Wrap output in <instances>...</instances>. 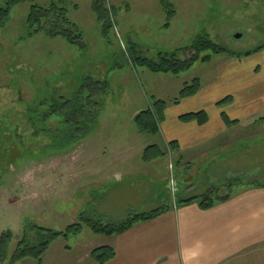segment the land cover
I'll list each match as a JSON object with an SVG mask.
<instances>
[{
    "label": "rangeland",
    "instance_id": "374dc122",
    "mask_svg": "<svg viewBox=\"0 0 264 264\" xmlns=\"http://www.w3.org/2000/svg\"><path fill=\"white\" fill-rule=\"evenodd\" d=\"M51 1L20 3L0 25V234L10 235L9 254L24 233L30 244L39 242L33 225L63 231L82 215L119 223L129 211L175 204L171 185L186 195L214 186L215 198L230 191L228 181L264 178V119H259L264 117V48H259L264 44V0H169L175 10L169 26L159 0H109L115 12L107 36L90 9L91 0H66L67 17L82 33V48L42 33L29 35L30 4ZM204 35L232 55L204 51L200 57L211 54L208 60L198 59L177 75L151 72L131 61L133 46L149 60L175 50L183 59ZM85 77L108 82L95 122L77 142L66 143L61 136L49 141L44 130L58 117L32 118L31 124L26 109L41 111L45 99L71 97ZM193 78L199 79L203 94L216 99L214 106H206L212 113L215 108L227 111L230 119L255 114L213 140L193 163L177 162L168 149L162 158L144 162L146 146H165L160 135L140 132L134 115L156 99L176 104L179 90ZM226 97L228 102L218 104ZM102 161L101 166L81 165ZM115 170L120 180L112 176ZM107 238L83 224L79 233L54 241L42 264H84L91 249L106 245ZM13 264L36 261L27 257Z\"/></svg>",
    "mask_w": 264,
    "mask_h": 264
},
{
    "label": "trees",
    "instance_id": "16d2710c",
    "mask_svg": "<svg viewBox=\"0 0 264 264\" xmlns=\"http://www.w3.org/2000/svg\"><path fill=\"white\" fill-rule=\"evenodd\" d=\"M32 0H0V25H3L10 14L12 7ZM162 9L167 14V22L165 26H169L170 20L175 14L169 0H159ZM66 0H53L46 6H41L35 3L30 4L29 12L26 17V23L29 28V35L42 33L46 37L54 39L61 38L66 43L76 45L80 48L84 46L82 41V33L75 24L70 22L67 17ZM90 9L94 14L96 20L101 25L102 34L107 36L109 30L113 26L114 7L109 4V0H91ZM259 48H264L262 44ZM130 57L133 64L147 68L151 72L179 74L181 71L188 69L194 61L200 59L202 61L208 60L211 54H206L200 57L204 51H209L213 54L219 52H226L232 55L224 47L211 41L206 35L198 38L194 44L186 49V56L183 59L177 57V51L171 53H158L155 60H149L140 56L136 48L131 47ZM189 53V54H188ZM83 83L78 91L71 97L59 95L58 98L50 100H43L45 107L38 111L37 107L30 106L26 109L28 115L27 121L32 122V118L40 121H46L51 115H56L58 120L55 124H47L49 127L44 130L49 141H57L61 136V141L66 143L79 141L88 132L89 127L95 122V114L97 113L98 105L101 102L100 95L104 94L108 89V82L106 79L85 77ZM201 87L198 78H193L190 82L183 84L177 97L173 103H178L180 99L194 95ZM230 97L224 98L218 104L228 102ZM167 103L163 100H154L146 109L139 111L134 115L133 121L140 132L149 134H157L159 131L158 123L163 118V111ZM40 106V103H39ZM222 119L226 124L237 123L236 120H230L224 112L221 113ZM183 121L195 120L198 124H203L207 121V115L203 110L197 112H190L180 116ZM264 119V117L259 118ZM44 121V122H45ZM30 123V122H29ZM34 126V125H33ZM171 154L178 150V144L175 141L169 142L167 146ZM166 155L165 150H162L157 144L146 146L141 152V159L144 162H152L162 158ZM220 177V176H219ZM222 179V177H221ZM227 181V180H226ZM239 183H247L254 186H264L263 179H254L248 182L240 180L228 181L227 189ZM216 187H209L200 194L186 196L176 192L175 204H184L192 201H197L201 209H209L213 206L216 199L224 201L228 198V192H223L216 195L214 198ZM172 207L171 203H163L157 208L146 212L129 211L126 218L119 223H104L98 219H91L87 216H80L79 221L68 225L63 231H53L50 228L41 226H31L33 231H36L39 242L37 244H30L26 233L17 242L12 253H8V246L10 242V235L4 231L0 234V264H13L23 258L31 257L36 261V264H42V256L48 250L49 246L59 237L67 238L69 235L77 234L81 231L82 225L85 224L91 233L95 235H104L106 237L114 234L122 233L131 228L135 223L140 221H147L158 217ZM90 258L96 264H104L111 260L115 251L110 245H102L92 248L90 251Z\"/></svg>",
    "mask_w": 264,
    "mask_h": 264
},
{
    "label": "crops",
    "instance_id": "0c3cea01",
    "mask_svg": "<svg viewBox=\"0 0 264 264\" xmlns=\"http://www.w3.org/2000/svg\"><path fill=\"white\" fill-rule=\"evenodd\" d=\"M204 91L201 86L194 95L166 105L158 123L157 135L162 138L163 150L175 141L178 150L173 154L179 163H193L213 140L255 114L249 112L248 117L235 115L230 119L229 113L223 111L228 119L237 121L226 124L220 110L215 108L212 113L206 107L214 106L216 99L212 94H203ZM200 110L207 115L203 124L180 119L183 114ZM246 146L247 143H239L240 148ZM102 164L104 161L81 165ZM116 173L115 170L112 176L120 180L121 175ZM228 193L226 200L216 199L209 209H201L197 201L173 205L154 219L137 222L122 233L108 236L106 245L113 247L115 255L104 264H244L246 260L264 264V186L239 183ZM84 264L96 263L89 255Z\"/></svg>",
    "mask_w": 264,
    "mask_h": 264
},
{
    "label": "water",
    "instance_id": "95a60500",
    "mask_svg": "<svg viewBox=\"0 0 264 264\" xmlns=\"http://www.w3.org/2000/svg\"><path fill=\"white\" fill-rule=\"evenodd\" d=\"M239 35H237V37H238Z\"/></svg>",
    "mask_w": 264,
    "mask_h": 264
}]
</instances>
